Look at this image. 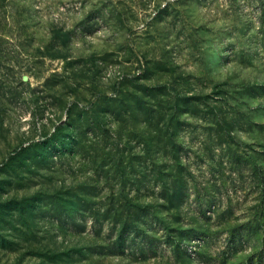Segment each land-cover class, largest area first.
<instances>
[{"label":"rangeland","instance_id":"obj_1","mask_svg":"<svg viewBox=\"0 0 264 264\" xmlns=\"http://www.w3.org/2000/svg\"><path fill=\"white\" fill-rule=\"evenodd\" d=\"M0 264H264V0H0Z\"/></svg>","mask_w":264,"mask_h":264},{"label":"trees","instance_id":"obj_2","mask_svg":"<svg viewBox=\"0 0 264 264\" xmlns=\"http://www.w3.org/2000/svg\"><path fill=\"white\" fill-rule=\"evenodd\" d=\"M126 232H128V227L126 226L125 229H124V232H123V235H126ZM144 244L146 245H150L152 244L149 240H146V241H143Z\"/></svg>","mask_w":264,"mask_h":264}]
</instances>
